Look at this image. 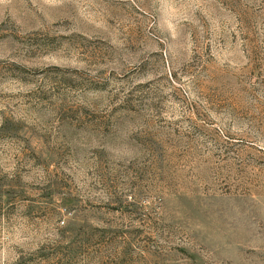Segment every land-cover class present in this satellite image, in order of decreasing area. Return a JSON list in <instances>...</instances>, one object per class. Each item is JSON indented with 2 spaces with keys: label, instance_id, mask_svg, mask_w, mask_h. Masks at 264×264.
Returning a JSON list of instances; mask_svg holds the SVG:
<instances>
[{
  "label": "rangeland",
  "instance_id": "rangeland-1",
  "mask_svg": "<svg viewBox=\"0 0 264 264\" xmlns=\"http://www.w3.org/2000/svg\"><path fill=\"white\" fill-rule=\"evenodd\" d=\"M0 264H264V0H0Z\"/></svg>",
  "mask_w": 264,
  "mask_h": 264
}]
</instances>
